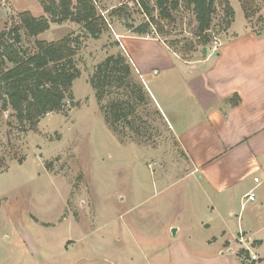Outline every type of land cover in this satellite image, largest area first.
Masks as SVG:
<instances>
[{
  "label": "rangeland",
  "instance_id": "rangeland-1",
  "mask_svg": "<svg viewBox=\"0 0 264 264\" xmlns=\"http://www.w3.org/2000/svg\"><path fill=\"white\" fill-rule=\"evenodd\" d=\"M141 1L154 5V0H98L108 30L97 39L86 38L77 53L80 76L72 84L76 105L67 107L66 115L49 113L35 131L23 132L12 111L0 103V264H203V259H180L176 253L189 237L208 233L204 223H214L217 212L207 206L209 190L201 179L187 175L193 164L175 132L162 124L152 106L142 104L134 105L127 126L116 121L124 136L119 139L105 123L88 82L97 63L118 53L115 30L139 36L133 28L146 21ZM248 1L249 21L239 0H229L234 17L226 32L218 31L217 15L206 48L214 53L223 46L211 61L225 50L264 60V0ZM119 6L124 17H109ZM23 11L34 16L44 12L38 0H0V31L16 23ZM174 15L175 24L160 21L162 32L140 37L161 39L181 58L195 22L188 11ZM70 32L81 28L69 21L51 23L37 39L57 41ZM124 92L113 85L105 102L126 99ZM252 177L236 186L235 209L227 211L232 201L218 212L229 229L237 230L239 221L255 231L264 216L253 203L239 206ZM194 252L208 253L204 248Z\"/></svg>",
  "mask_w": 264,
  "mask_h": 264
},
{
  "label": "crops",
  "instance_id": "crops-1",
  "mask_svg": "<svg viewBox=\"0 0 264 264\" xmlns=\"http://www.w3.org/2000/svg\"><path fill=\"white\" fill-rule=\"evenodd\" d=\"M114 34L118 38L115 47L126 55L149 94V106L159 111L162 124L175 132L189 156L193 169L187 175L201 179L204 190H209L207 206L217 212L214 223H204L209 232L189 237L187 246L176 253L178 258L193 256L203 259V264H264L260 230L264 229V216L255 231L239 221L237 230L229 229L218 217L227 202L234 201L227 211L235 209L236 186L251 175L252 186L241 193L239 206L242 209L253 203L264 210V70L259 69L264 60L241 51L226 54L225 50L219 55L222 58L211 61L223 45L214 53L207 49L205 57L200 54L184 60L159 38L128 34L125 29ZM250 192L252 200L247 198ZM240 231L249 250L238 257L236 237ZM201 248L208 253L194 252ZM250 253L258 260L249 262L246 257Z\"/></svg>",
  "mask_w": 264,
  "mask_h": 264
},
{
  "label": "trees",
  "instance_id": "trees-1",
  "mask_svg": "<svg viewBox=\"0 0 264 264\" xmlns=\"http://www.w3.org/2000/svg\"><path fill=\"white\" fill-rule=\"evenodd\" d=\"M47 16H34L29 11L19 12L18 21L0 31V103L3 110L10 109L18 128L35 131L39 121L49 113L67 114L74 107L72 84L80 76L76 56L83 41L99 38L108 30V20L101 14L98 0H38ZM245 20H250V1L239 0ZM146 21L133 28V33L143 36L152 31L162 32L163 24H175V13L185 10L193 15L195 26L192 39L183 44L181 57L191 60L202 47L213 40L214 20L221 14L218 31L226 32L234 17L229 0H154L152 7L145 1L139 4ZM157 11V16L154 11ZM123 6L111 10L109 17L123 18ZM72 22L79 25L80 33L70 32L57 41L38 40L37 36L49 29L51 23ZM128 25V28H131ZM23 39L24 42L23 43ZM117 42H115L116 44ZM200 47V50L198 48ZM194 53V54H193ZM188 54V55H186ZM99 110L104 121L120 139L121 130L116 121L130 124L134 105H149L151 99L143 83L133 71L122 52L107 55L97 63L89 76ZM117 84L124 88L126 99L105 102L108 89ZM67 102L69 105H67ZM129 109V110H128ZM154 114L161 118L159 111ZM238 250L237 256L246 255ZM241 264H243L241 262Z\"/></svg>",
  "mask_w": 264,
  "mask_h": 264
},
{
  "label": "built area",
  "instance_id": "built-area-1",
  "mask_svg": "<svg viewBox=\"0 0 264 264\" xmlns=\"http://www.w3.org/2000/svg\"><path fill=\"white\" fill-rule=\"evenodd\" d=\"M254 181L255 182H259V178L258 177H254ZM247 198L249 200H252L254 198V194L253 192H250L247 194ZM236 245L238 246L239 250L242 249V250H249L248 247L244 246L245 242H246V237L244 236V234L240 231L238 233V236L236 237ZM238 251V250H237ZM246 259L249 261V262H255L258 260L257 256L254 255V254H249V257Z\"/></svg>",
  "mask_w": 264,
  "mask_h": 264
},
{
  "label": "water",
  "instance_id": "water-1",
  "mask_svg": "<svg viewBox=\"0 0 264 264\" xmlns=\"http://www.w3.org/2000/svg\"><path fill=\"white\" fill-rule=\"evenodd\" d=\"M206 51H207V48L206 47H202L201 53H202L203 57L206 55ZM171 231L174 234L175 233V228H172Z\"/></svg>",
  "mask_w": 264,
  "mask_h": 264
}]
</instances>
